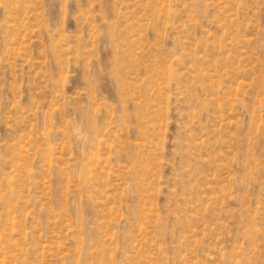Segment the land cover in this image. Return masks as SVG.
I'll return each instance as SVG.
<instances>
[{
  "label": "rangeland",
  "instance_id": "obj_1",
  "mask_svg": "<svg viewBox=\"0 0 264 264\" xmlns=\"http://www.w3.org/2000/svg\"><path fill=\"white\" fill-rule=\"evenodd\" d=\"M0 264H264V0H0Z\"/></svg>",
  "mask_w": 264,
  "mask_h": 264
}]
</instances>
